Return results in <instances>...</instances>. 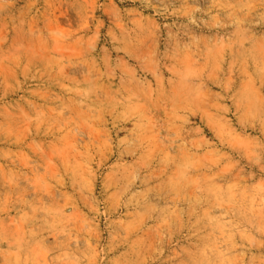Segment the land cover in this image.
Here are the masks:
<instances>
[{"label": "rangeland", "instance_id": "rangeland-1", "mask_svg": "<svg viewBox=\"0 0 264 264\" xmlns=\"http://www.w3.org/2000/svg\"><path fill=\"white\" fill-rule=\"evenodd\" d=\"M0 264H264V0H0Z\"/></svg>", "mask_w": 264, "mask_h": 264}]
</instances>
